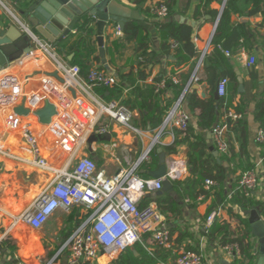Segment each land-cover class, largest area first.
Returning a JSON list of instances; mask_svg holds the SVG:
<instances>
[{"label": "crops", "instance_id": "crops-1", "mask_svg": "<svg viewBox=\"0 0 264 264\" xmlns=\"http://www.w3.org/2000/svg\"><path fill=\"white\" fill-rule=\"evenodd\" d=\"M155 1L172 2L173 14H170L167 20H159L150 12V6ZM30 2L31 0H0V30L9 31L12 26H17L19 30H22L23 23L25 22L22 13ZM122 2L128 8H131L136 16L143 19L146 27L141 26L140 21L131 20L130 23L138 26L137 31L139 32L138 38L131 41L127 40L124 30L118 32L120 28L117 24L111 23L105 28L104 48L107 64L110 71H112L111 73L105 69L101 53L99 52V34L97 33L96 20H94L93 28L95 38L93 42L98 52L95 57L98 56L100 61H95L93 68L100 69L103 67L104 71L117 79L118 84L120 78L127 75H131V79L136 80L131 84L128 80H122L120 83L124 89L122 97L110 100L108 99L109 92L103 94V92L96 90L94 87L89 88V82L80 76L79 81L88 92L79 85H75V87L70 89L71 92L68 94L74 99L77 98L90 103L93 108H96L94 99L106 104L115 101L123 105L129 103L133 106L137 105L138 100H144L148 96L146 87L153 84L157 89V93L160 91L165 92L160 102L162 105H167L175 96L174 89L171 87L169 89L166 87V89L164 87V89L159 90L157 85L160 82H155V79L163 77L161 82L171 80L178 84L184 76L190 74L186 90L183 93V95L185 94V100L183 102L184 110L191 116L190 129L187 133L190 137V142L200 140L204 143L207 146L209 156L213 157L217 164L223 165L227 170V178L221 194L226 199L225 203L215 210L218 211L215 219L229 224L233 231L239 229L240 223L237 217L241 216L243 219L248 220L250 214V212H244L238 204L231 201L236 189L235 186L237 187L239 184L238 181L243 174L241 170L250 167L257 172L260 182L259 187L263 186V188L259 191V188H257L255 194L257 200L264 201V167L260 163L264 158V147L257 140V136L262 129L256 120L257 103L260 96L264 93V29L259 28L263 23V17L253 16L246 20L249 29L255 32L254 36L253 33L251 35L253 38L250 48H242L239 51L230 52V55H226L227 51L225 52L230 62V68H232L237 77V89L234 91L233 82L229 81L228 94L224 98V104L229 108L227 112L235 110L238 105L244 106L243 121L245 126L241 133L238 130H234L239 120H232V127L226 128V124L222 126V139L228 145V153L224 155L218 153L217 145H215L212 134L214 127L210 130L202 129L198 125L197 117L191 113L190 107H188V100L195 92L203 100L209 99L212 95V87L205 81H199L205 78L203 62L198 74L199 79L197 81L194 80L195 68L200 62L201 56L194 66L189 64L178 67L175 58L176 49H173L172 45L165 47L159 35L160 24L171 20L187 25V22L191 21L196 24V27H192L196 30L194 39L195 46L202 54L207 44H210L219 20L216 22L211 21L209 14L204 15L200 20H196L194 16L196 14L197 2L195 0H192L188 7H186L188 4L187 0H147L141 5L135 4L133 0H122ZM213 7L216 6L214 5ZM75 31L76 28L71 32V35ZM143 39H147V42L142 43ZM68 40L69 37L61 42L60 45L66 43ZM41 44L42 46L37 45L31 54L23 55L17 60L11 61L0 71V74L10 72L19 76L23 83L24 93L18 106L23 105L28 110L30 99L36 97L38 93L45 94L43 90V78L51 77L63 82L64 73L60 69V64L71 67L69 62L74 58V54H69L67 50L61 52L58 47H53L45 42H41ZM44 46L49 49L50 53L45 52L43 49ZM145 53H151V57L146 63L148 67L146 75H148V78L146 80H140L138 78L139 69L143 68L140 63L143 61L142 57ZM251 59H255V62L249 65ZM174 78L177 79L176 82ZM217 90L218 87L216 88ZM215 93L213 95L214 99ZM247 94L250 96L255 95L257 98L248 101L245 99ZM45 101L39 104L36 111H31L28 116L17 114L15 109L18 106L13 110H6L0 107V144L5 148H9V150L11 148L14 149L12 152L15 153L16 151L15 154L18 156L21 155L29 158L33 157L37 149H42L54 166L63 167L69 162L68 160L71 154L62 148L59 139L47 128L48 125L41 124L39 118L35 115L37 110L44 106ZM177 101L171 105V108ZM215 101L217 105L219 101L216 99ZM131 106L130 110L133 112L132 126L138 128L144 134L143 137L113 121L110 117L105 116L96 126L95 131L89 133L86 140L79 146L75 157L70 161L69 167L71 169L75 168V165L80 159L90 157L97 164L100 171H103L109 177H114L121 170L129 168L131 164L147 151L153 138L158 136L162 125L160 128L153 130L148 124L143 122L140 109L137 107L131 109ZM126 107L129 108L128 105ZM12 113L19 115L22 120V125L17 130L9 129L6 123L8 116ZM227 118L228 114H226L222 121ZM101 126H107L109 128L108 133H99L98 129ZM176 130L178 129L174 130L175 137H172L169 131L162 134L159 137L160 144H157L155 148L163 149V146L172 145L176 140ZM211 134L212 137L209 138ZM180 138H182V134ZM189 154V145L185 143L178 148L176 154L166 157L167 161L178 159L184 161L188 166ZM191 171L188 166V174L181 182H184L190 176ZM145 172L152 171H144L143 169L140 171V174H144ZM52 179L53 174L44 169L35 168L4 156L0 157V237L4 236L7 243L13 245L15 248L13 255L7 250L3 251L0 264H10L12 261L24 264H47V262L60 252L64 243L78 226L90 216L89 210L84 207H78L71 211L59 209L40 230H35L23 222L16 223L21 214L39 199V196L47 188V185ZM217 188H219L218 184L210 191L205 189L209 193V197L202 195L193 207H190L188 200L184 199L174 189V186L171 192L160 196L157 193L154 195L146 193L140 198L139 204L142 207L155 206L159 210L156 199L163 196L167 200L179 204L181 206V212L178 214L166 211L167 214L164 215L159 210L164 222H166L173 232L172 240L174 241V247L180 246V251L182 252L185 250L184 248L195 244L194 247L197 248L195 251L202 252L203 254L204 264H221L222 259L227 260L230 264H238L234 256H229L225 249L221 248L218 243H210L206 237L207 226L205 215L208 208L215 201ZM169 205L165 203L166 208H169ZM258 213L260 214V212ZM260 217L264 221L262 214H260ZM252 239L255 246L254 249L258 248L259 239L254 236ZM140 245L143 246L142 244ZM148 247L151 252L145 247L144 249L150 253H155L159 249L166 252L172 251L162 249L153 242L149 243ZM134 248L131 250H134ZM254 258L255 263L257 258L255 256ZM67 259L68 253L63 252L59 257L58 263L67 264ZM170 263L173 262L171 260L169 263L165 261L159 262V264ZM98 264H108V262L105 257L101 256Z\"/></svg>", "mask_w": 264, "mask_h": 264}, {"label": "built area", "instance_id": "built-area-1", "mask_svg": "<svg viewBox=\"0 0 264 264\" xmlns=\"http://www.w3.org/2000/svg\"><path fill=\"white\" fill-rule=\"evenodd\" d=\"M150 12L159 20H167L170 16L169 8L162 1L153 2ZM23 28L26 30L25 26ZM118 32L121 30L118 29ZM209 45L207 44L202 52L200 62L195 68L194 80L196 81L199 79L198 74L202 62L209 53ZM177 47V42L172 43L173 49ZM43 49L50 53L47 47L44 46ZM226 55H230V51L227 50ZM254 62L255 59H251L249 65ZM60 69L64 73V81L61 82L51 77L43 78L45 94L38 93L36 97L30 99L28 108L30 111H36L39 104L45 100L55 106L56 117L47 128L59 139L62 148L71 154L69 162L63 167H56L43 154L42 149H37L33 157L29 158L18 156L0 144V157L14 159L53 174V179L43 190L39 199L21 214L16 223L23 222L35 230H40L59 209L71 211L84 207L91 211L90 216L78 226L64 243L60 252L47 264H61L58 261L63 252L68 253L67 264H98L101 256L105 257L108 264H121L120 258L128 250L133 249L137 244H142L150 251L148 244L152 242L162 249L174 250L171 229L164 222L157 207H142L139 200L146 193L154 195L161 191L164 188V180L171 183L184 180L188 174V166L178 159L167 161L168 172L161 179L144 178L140 171L143 163L150 162V153L157 144H160L159 137L162 134L169 131V134L175 137V129L183 133L189 131L191 116L183 107L185 94L172 106L163 121L158 136L153 138L147 151L129 168L121 170L114 177H109L99 170L90 157L80 159L73 169L69 167L70 161L73 160L88 134L95 131L96 126L105 116L142 137L144 134L132 126L133 112L130 108L115 101L106 104L97 99H94L96 108H93L90 103L71 97L68 93L75 85H79L88 92L79 81L81 71L78 66L67 67L62 64H60ZM176 80L174 78L175 82ZM229 81V78L219 81L217 92L220 98L227 97ZM94 83L112 88L117 83V79L105 71L94 68L90 75L89 88L93 87ZM165 86L166 82L163 81L157 85V88L161 90ZM23 93V83L18 75L10 72L0 74V107L13 110L18 106ZM228 117L238 121L242 115L235 110H230ZM6 123L9 129L17 130L21 127L22 120L19 115L12 113L8 116ZM108 131L107 126H101L98 129L101 134H106ZM212 134L219 153L226 155L228 145L222 139L223 128L221 126L214 128ZM257 140L264 144L262 130ZM260 163L264 167V158ZM205 183L207 191L217 185L213 180H207ZM259 183V175L254 170L244 172L239 180L241 190L247 198L257 190ZM217 214L218 211H214L209 217L208 228L212 226ZM3 239L4 236L0 237V258L4 251ZM224 249L229 256L239 258L238 245L227 246ZM177 260L178 264H204L203 254L198 251L181 252ZM15 264L24 263L16 262Z\"/></svg>", "mask_w": 264, "mask_h": 264}, {"label": "trees", "instance_id": "trees-1", "mask_svg": "<svg viewBox=\"0 0 264 264\" xmlns=\"http://www.w3.org/2000/svg\"><path fill=\"white\" fill-rule=\"evenodd\" d=\"M147 0H133L137 5L145 3ZM192 0H187L186 7L190 6ZM197 2L196 14L194 18L200 20L204 15L209 14L211 16V21L216 22L219 20L216 27V32L210 42L209 49L211 50L208 55L203 60V68L205 71V78L199 81H205L212 87V95L209 99L203 100L195 92L192 94L188 100V107H190L191 113L197 117L198 125L202 129L210 130L215 125L218 120L219 126H224L226 124L228 127H232V119L227 118L222 121L223 118L228 114V109L224 104V98H220L217 110L216 101L214 99V93L216 92V86L224 78H229L233 82L234 91L237 89V77L230 68V62L228 57H226L225 52L228 50L230 52L239 51L242 48H250L252 33L255 35L254 31L249 29L247 24V19L253 16H262L263 23L259 26L260 29H264V0H195ZM169 8L170 14L172 12V2H165ZM216 7H213V6ZM94 19H89L88 17L83 18L76 26V31L69 37L66 43H62L58 46L60 51H65L69 54H74V58L69 62L71 67L78 66L81 71V76L89 82L90 75L93 72V63L95 61H100L98 53L94 45ZM199 29V28H198ZM138 26L133 23L128 24L125 27L124 33L128 41L136 40L138 38L139 32ZM159 35L162 44L165 47L172 45V42H177L178 47L176 48V64L178 67L186 66L192 64L193 66L199 60L201 52L196 49L195 46V31L191 26L185 24H180L176 21H169L159 25ZM147 42V39H143L142 43ZM151 53H145L143 55V61L140 63L142 69H139L138 78L140 80H146L148 75H146L147 66L146 63L149 61ZM225 68L227 69L225 71ZM101 71L103 67L100 68ZM106 72V71H105ZM131 75L123 76L120 78L119 84H115L112 88H107L101 84H95L93 87L105 94L109 92L108 99L120 98L122 97L124 89L121 87L120 83L122 80H128L130 84L136 79H131ZM190 74L184 76L182 81L178 84L170 81H166V86L168 89L171 87L174 89L175 96L173 100L167 105L161 104V97L165 93L160 91L157 93V89L153 84L147 86L148 96L144 100H138L137 105L131 106V104L126 103L124 106H131V109L137 107L140 109L143 122L148 124L153 130L160 128L164 118L166 117L171 105L177 101L185 92L187 83L189 81ZM162 78L155 79V82H161ZM166 88V89H167ZM257 97L246 95L245 99L250 101ZM123 105V104H122ZM258 108L256 111V120L261 125V129L264 132V93L260 96L257 103ZM229 107V106H228ZM235 111L242 115V118L237 122V127L234 130H238L240 133L244 130V106L238 105ZM181 131L176 130V140L172 145L163 146L164 153L166 156H172L176 154L178 148L182 144L187 143L190 148V154L188 157V166L190 167V176L184 181H173L174 189L181 194V196L188 200L190 207L196 205V201L202 195L209 197V193L205 191V181L213 180L218 184L215 201L210 206L205 215L206 221V237L210 243H218L221 248H226L227 246L238 245L240 249V256L237 259L238 264H254V242L252 239V230L249 224V220L243 219L238 216V221L240 227L237 230H232L231 226L227 223H223L214 219L212 226L208 228V219L218 207L225 203V199L221 194L224 189L225 181L227 178V170L223 165L217 164L213 157L209 156L207 151V146L200 140L190 142V137L187 132L180 133ZM182 134V138H180ZM264 147V144H263ZM157 148L153 149L150 153V162L144 163L141 170L153 171L158 167V152ZM264 156V153H263ZM232 160V159H231ZM230 160V161H231ZM229 161V162H230ZM253 170L252 168L243 169L241 173ZM144 178H149L145 173L141 174ZM239 182V181H238ZM234 195L232 202L238 204L241 209L248 213L251 209H256L260 214L264 216V201L257 200L255 192L250 196L246 197L241 190L240 185L235 186ZM158 208L162 214L166 215V211L174 212L178 214L181 212V206L174 201L167 200L166 197H158L156 199ZM165 203L170 204L169 208L165 207ZM91 214V211H89ZM173 232L171 231V236ZM3 250H7L11 255L14 254L15 248L13 245L7 243L4 238L2 241ZM195 244L189 245L184 248L183 253L194 252L197 248L194 247ZM180 246L174 247V250L166 252L162 250H156L155 253H150L143 246L137 244L134 250H128L124 253L121 258V264H159L160 261H165L169 263L170 260L176 264L177 259L180 256ZM168 259V260H167ZM169 261V262H168ZM12 261L10 264H15Z\"/></svg>", "mask_w": 264, "mask_h": 264}, {"label": "water", "instance_id": "water-1", "mask_svg": "<svg viewBox=\"0 0 264 264\" xmlns=\"http://www.w3.org/2000/svg\"><path fill=\"white\" fill-rule=\"evenodd\" d=\"M22 15L26 30L24 28L19 30L17 26H12L9 31L0 30V71L11 61L31 54L41 42L58 47L61 42L71 36V32L85 17L96 20L99 52L105 69L110 71L104 48L105 28L111 23H115L123 31L131 20L140 21V25L146 27L143 19L136 16L131 8L124 5L122 0H31ZM188 25L196 27V24L191 21L187 22ZM110 72L112 73V71ZM215 99L220 101L217 91ZM216 106L219 111L220 107L218 104ZM15 111L22 116H28L31 113L23 105L18 106ZM56 114L55 106L48 100L35 113L43 125H49ZM214 125V128L219 126L218 120ZM211 137L212 134L209 138ZM158 154V167L152 172H145L152 179H161L168 172L167 157L162 148H158ZM163 184L164 188L157 192L159 196L173 190V184L170 181L164 180ZM248 220L252 235L259 239V247L253 251L257 258L254 264H264V221L256 209L250 211ZM221 264L230 263L222 259Z\"/></svg>", "mask_w": 264, "mask_h": 264}, {"label": "rangeland", "instance_id": "rangeland-1", "mask_svg": "<svg viewBox=\"0 0 264 264\" xmlns=\"http://www.w3.org/2000/svg\"><path fill=\"white\" fill-rule=\"evenodd\" d=\"M259 189H258V191L261 189V188H263V186H261V187H258Z\"/></svg>", "mask_w": 264, "mask_h": 264}, {"label": "bare ground", "instance_id": "bare-ground-1", "mask_svg": "<svg viewBox=\"0 0 264 264\" xmlns=\"http://www.w3.org/2000/svg\"><path fill=\"white\" fill-rule=\"evenodd\" d=\"M8 149H9V148H8ZM11 150H13V151H14V149H12V148H11ZM15 153H16V151H15ZM43 154H44V153H43Z\"/></svg>", "mask_w": 264, "mask_h": 264}]
</instances>
